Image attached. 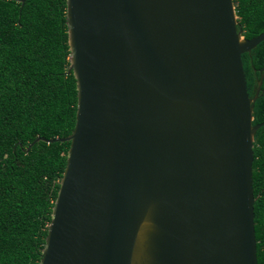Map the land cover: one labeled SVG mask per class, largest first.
I'll return each instance as SVG.
<instances>
[{"label":"water","instance_id":"water-1","mask_svg":"<svg viewBox=\"0 0 264 264\" xmlns=\"http://www.w3.org/2000/svg\"><path fill=\"white\" fill-rule=\"evenodd\" d=\"M23 4L26 0H13ZM72 131L39 264H257L235 0H65Z\"/></svg>","mask_w":264,"mask_h":264},{"label":"trees","instance_id":"trees-1","mask_svg":"<svg viewBox=\"0 0 264 264\" xmlns=\"http://www.w3.org/2000/svg\"><path fill=\"white\" fill-rule=\"evenodd\" d=\"M243 35L264 31V0H235ZM65 0H0V264H39L75 123L77 90L67 73ZM254 95L264 40L241 55ZM253 124L264 121V76ZM252 189L257 264H264V126L253 141Z\"/></svg>","mask_w":264,"mask_h":264}]
</instances>
